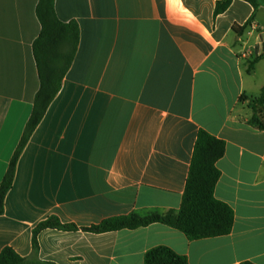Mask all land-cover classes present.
I'll use <instances>...</instances> for the list:
<instances>
[{"label": "crops", "instance_id": "1", "mask_svg": "<svg viewBox=\"0 0 264 264\" xmlns=\"http://www.w3.org/2000/svg\"><path fill=\"white\" fill-rule=\"evenodd\" d=\"M40 0H0V187L31 118L40 78ZM55 0L80 27L61 89L22 151L0 215V254L43 264H144L158 246L190 264H264V0ZM252 71L250 72V65ZM264 108V106H263ZM226 143L215 196L229 235L192 241L162 223L94 233L111 218L178 211L196 139ZM49 217L79 230L33 229Z\"/></svg>", "mask_w": 264, "mask_h": 264}, {"label": "trees", "instance_id": "2", "mask_svg": "<svg viewBox=\"0 0 264 264\" xmlns=\"http://www.w3.org/2000/svg\"><path fill=\"white\" fill-rule=\"evenodd\" d=\"M232 0L217 3L215 15L224 13ZM37 16L41 24V33L33 45L40 88L35 97L31 118L24 135L8 168L0 187V215L5 211V200L13 186L18 159L29 142L32 134L41 123L49 106L58 95L62 81L70 69L80 41V27L75 22L61 21L55 11V0H40ZM54 57L55 64L49 58ZM250 65V72L252 66ZM264 89L259 98L254 99L250 107L254 114L250 124L264 130ZM226 143L205 130H200L196 139L191 160L186 188L181 207L178 211L152 213L147 216L131 214L111 218L84 231L105 233L122 229H137L153 223H162L184 233L195 241L229 235L234 226V210L230 205L215 196L216 185L221 177L217 163L224 157ZM45 229L77 231L74 224H62L56 217H49L40 222L32 232L34 252L39 250L38 235ZM0 264H43L39 261L26 260L13 248L6 247L0 254ZM144 264H190L187 256L176 253L166 246H158L146 252ZM240 264H254L242 262Z\"/></svg>", "mask_w": 264, "mask_h": 264}, {"label": "rangeland", "instance_id": "3", "mask_svg": "<svg viewBox=\"0 0 264 264\" xmlns=\"http://www.w3.org/2000/svg\"><path fill=\"white\" fill-rule=\"evenodd\" d=\"M49 60H50L51 64H55L56 63V60H55L54 57H50Z\"/></svg>", "mask_w": 264, "mask_h": 264}]
</instances>
